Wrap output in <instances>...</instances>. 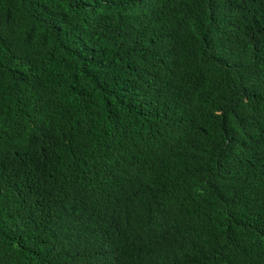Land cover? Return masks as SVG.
Segmentation results:
<instances>
[{"label":"trees","instance_id":"obj_1","mask_svg":"<svg viewBox=\"0 0 264 264\" xmlns=\"http://www.w3.org/2000/svg\"><path fill=\"white\" fill-rule=\"evenodd\" d=\"M0 264H264V0H0Z\"/></svg>","mask_w":264,"mask_h":264}]
</instances>
